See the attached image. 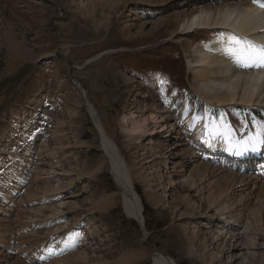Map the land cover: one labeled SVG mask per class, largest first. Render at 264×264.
Listing matches in <instances>:
<instances>
[{
	"label": "rangeland",
	"instance_id": "1",
	"mask_svg": "<svg viewBox=\"0 0 264 264\" xmlns=\"http://www.w3.org/2000/svg\"><path fill=\"white\" fill-rule=\"evenodd\" d=\"M72 3L0 0V157L15 156L25 166L13 204L0 214V251L9 253L0 264H31L34 259L41 264H153L157 256L174 264H206L200 254L192 253L187 226L173 220L167 206H154L135 177L143 226L126 214L95 123L129 162L130 146L120 124L132 96L130 88L139 85L147 95L144 104L155 97L164 108L175 109L174 118L184 113L198 119L206 133L214 122L220 123L217 130L234 147L246 132L258 134L264 110L205 103L193 87L189 69L196 60L195 46L223 33L229 41L226 49L237 47L248 57L253 48L228 29L203 28L182 35L174 18L188 5L219 8L231 2ZM154 22L158 27L152 30ZM140 30L143 34L137 37ZM182 138L194 152H202L203 141H191L186 133ZM216 161L232 169L222 158ZM251 164L248 170L258 162ZM58 167L66 173L49 179L46 174ZM17 169L12 160L3 161L0 179L12 180ZM230 179L233 202L252 194L253 178L245 179L248 186H241L235 175ZM255 196L258 201L241 211L233 206L238 233L244 232L251 211L264 201V187L259 185Z\"/></svg>",
	"mask_w": 264,
	"mask_h": 264
},
{
	"label": "bare ground",
	"instance_id": "2",
	"mask_svg": "<svg viewBox=\"0 0 264 264\" xmlns=\"http://www.w3.org/2000/svg\"><path fill=\"white\" fill-rule=\"evenodd\" d=\"M229 1L230 4L219 8L188 5L174 16L177 30L185 35L203 28L208 31L228 29L241 40H246L253 51L264 48V7L253 1ZM75 2L73 0L72 4ZM260 3H264V0H260ZM157 22L151 24L152 30L158 27ZM142 34L140 30L136 36ZM227 37V33H223L220 38L197 44L193 49L196 60L189 63V69L193 72L192 84L198 97L209 105H241L264 110V67H244L248 57L240 53L242 50L237 47L226 49L225 45L229 42ZM131 93L120 124L121 134L130 146L129 162L118 146L105 137L101 126L95 123L114 179L121 189L126 214L143 226L141 199L134 191L135 177L154 206H167L172 219L187 226L185 233L192 238L191 251L200 254L206 264H254L259 258L264 264V201L251 211L243 233H238L240 223L232 216L234 205L235 209L241 211L250 202L258 201L255 191L259 185L264 187V143H259L255 151L250 146L245 150L240 142L250 135L255 136L246 132L239 138L238 146L234 147L217 130L220 123L214 122V127L206 133L198 119H190L184 113L174 118L175 109L164 108L155 97L151 98L149 105L144 104L147 95L142 92L141 86L131 87ZM90 115L93 120L96 119L92 110ZM259 130L260 140L264 141V123L259 125ZM182 133L189 134L191 141H203L202 152H194L182 138ZM218 149L219 158L231 163V170L218 163L220 160L216 161L219 151L214 150ZM238 152L241 154L238 155ZM251 155L257 156L252 160L249 158ZM6 158L12 160L18 169L12 180L6 177L0 179V214L13 204L20 189L22 167H25L15 156ZM7 159L0 157V167ZM253 162H258V165L250 168V171L246 166L252 167ZM235 165L241 167L236 168ZM58 168V171L53 169L44 174L49 175V179L58 180L60 174L66 173L63 168ZM216 171L221 175L215 178L213 174ZM230 175L241 178V186H248V183H244L245 179L253 178L255 185L252 194L236 198L233 202ZM172 194L174 200L169 202ZM199 226L205 230L201 232ZM245 233H248L247 237ZM8 254L0 251V263ZM154 261L155 264H171L162 256L154 258L153 264ZM31 264L41 263L34 259Z\"/></svg>",
	"mask_w": 264,
	"mask_h": 264
},
{
	"label": "snow or ice",
	"instance_id": "3",
	"mask_svg": "<svg viewBox=\"0 0 264 264\" xmlns=\"http://www.w3.org/2000/svg\"><path fill=\"white\" fill-rule=\"evenodd\" d=\"M254 3H259L261 7H264V3H260V0H253ZM258 66V67H264V48H261L259 50H255L248 54V61H246L243 66L244 67H251V66ZM240 143H242L245 146V150L248 149V147H251V150L255 151L257 149V145L259 143H264V141L260 140L259 134H256L255 136H248L246 139L242 140ZM238 155L241 153H237Z\"/></svg>",
	"mask_w": 264,
	"mask_h": 264
},
{
	"label": "water",
	"instance_id": "4",
	"mask_svg": "<svg viewBox=\"0 0 264 264\" xmlns=\"http://www.w3.org/2000/svg\"><path fill=\"white\" fill-rule=\"evenodd\" d=\"M74 85H76L78 88H80V86H79V84L76 82V81H74ZM81 89V88H80ZM81 91H82V89H81ZM90 110H91V108H90ZM165 260L167 261V262H169V263H171V264H174L172 261H170L168 258H165Z\"/></svg>",
	"mask_w": 264,
	"mask_h": 264
}]
</instances>
